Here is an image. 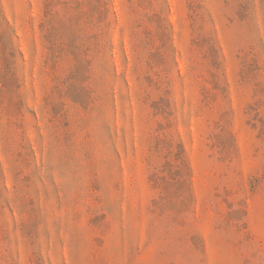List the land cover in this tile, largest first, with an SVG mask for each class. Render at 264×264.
Returning a JSON list of instances; mask_svg holds the SVG:
<instances>
[{"label": "rangeland", "instance_id": "374dc122", "mask_svg": "<svg viewBox=\"0 0 264 264\" xmlns=\"http://www.w3.org/2000/svg\"><path fill=\"white\" fill-rule=\"evenodd\" d=\"M0 264H264V0H0Z\"/></svg>", "mask_w": 264, "mask_h": 264}]
</instances>
